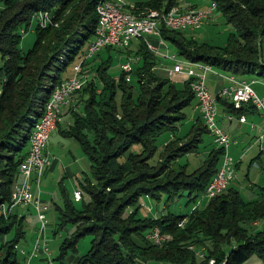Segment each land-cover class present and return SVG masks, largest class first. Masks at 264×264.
I'll return each mask as SVG.
<instances>
[{
    "label": "trees",
    "instance_id": "1",
    "mask_svg": "<svg viewBox=\"0 0 264 264\" xmlns=\"http://www.w3.org/2000/svg\"><path fill=\"white\" fill-rule=\"evenodd\" d=\"M98 2L0 0V206L11 203L35 119L44 112L53 89L73 75V67L96 36ZM211 2L216 3L215 14L232 27L224 46L163 25L162 38L173 44L181 60L209 64L240 78L264 79V0ZM180 5L179 0H143L130 12L142 17ZM40 12H48L52 23L37 24L35 43L23 52V33ZM124 50L129 58L135 57L130 80L122 69L118 77L111 75L110 58L93 64L94 76L77 92L83 103L72 112L73 124L64 132L79 142L93 178L78 181L80 202L61 185L63 205L57 207L56 231L69 225L73 229L60 246L59 264H67V253L76 252L85 236L91 237L90 248L77 264H209L211 259L244 264L253 255L264 264V186L258 198L246 200L231 184L199 204L224 150L213 143L192 167L189 156L205 148L204 136L210 131L197 115L189 130L181 132L188 119L185 109L196 101L190 81H171L142 39L135 50ZM216 99L236 115L245 110L235 109L220 95ZM183 197L187 205H194L186 214H142L144 198L165 199L167 209ZM156 227L166 235L161 245L147 237ZM25 236L23 218L14 212L0 216V264H22L19 244ZM202 248L199 257L195 251Z\"/></svg>",
    "mask_w": 264,
    "mask_h": 264
},
{
    "label": "built area",
    "instance_id": "2",
    "mask_svg": "<svg viewBox=\"0 0 264 264\" xmlns=\"http://www.w3.org/2000/svg\"><path fill=\"white\" fill-rule=\"evenodd\" d=\"M100 10V13H102L101 30L96 32L94 40L88 44L83 56L73 67V75L63 80L59 88H57L53 102L47 108L46 120L33 131L26 158L19 165V179L15 183V191H13L11 203H2L0 206V216L3 217L11 215L18 206L32 207L37 213L40 225L32 250L27 253L20 248V253L27 256L26 264H31L32 259L41 253H48L46 230L49 206L42 201L38 192L46 167L49 165V158L45 152L50 135H52L51 133L61 121L62 109L69 103L72 96L82 90L91 79V74L88 70L89 66H86V59L94 57V55L104 49L98 48V41L110 39L111 41H117L119 47H125L126 49L131 46L133 40L142 39L147 48L159 59L169 58L174 61V55L168 57L163 52L167 50V46L161 36V26L177 25L181 26V28L192 27V30L201 29L210 21L216 8L214 6H206V13L192 17H184L182 15L175 16V18H167V10L163 16L142 15L141 25H134V18L123 19L122 14L114 11L113 8H107L106 6L100 7ZM168 11H173V7ZM47 16L50 22L51 15L48 13ZM121 69L127 74L126 79L129 81L130 74L133 71L131 62L122 64ZM166 70L170 78H174L177 74H183L186 81H190L191 89L195 94L197 109L200 112L199 115H201L205 125L208 127L213 143L224 150L217 173L198 198L197 202L202 204L212 199L211 191H225L229 185L237 180V161L229 152L233 139L219 126L217 121V99L209 91L207 85L208 76L213 69L203 63H191L181 60V62H174L173 67L166 68ZM226 81L227 85L221 89V95L228 97L235 109H241L243 105L251 104L264 116V99L253 89L252 86L255 83L253 80L248 81L238 78L236 75H228ZM227 119L232 120L233 115H229ZM239 120L244 122L245 117L241 116ZM34 185L37 186V193L33 190ZM73 197L75 202H80L82 200L81 191H75ZM148 235L150 239H158L164 234L156 227ZM203 252L204 248L195 251V253L204 254ZM225 262L226 260L220 263L212 261V264H224Z\"/></svg>",
    "mask_w": 264,
    "mask_h": 264
},
{
    "label": "rangeland",
    "instance_id": "3",
    "mask_svg": "<svg viewBox=\"0 0 264 264\" xmlns=\"http://www.w3.org/2000/svg\"><path fill=\"white\" fill-rule=\"evenodd\" d=\"M143 0H124L127 6L130 5H134L136 2H140ZM180 4H183V2H186L185 0H179ZM188 2H191L193 6V9H198V10H204L206 9V7L201 8L205 5L208 4V6L210 5V0H187ZM197 6V7H196ZM180 8V7H179ZM182 8V7H181ZM188 8V7H187ZM182 9H186V8H182ZM215 21H213V23L209 24V25H205L203 28L201 29H197V30H192V28H188L187 33L190 36H193L194 38H196L199 41L202 42H209L212 43L216 46H224L227 42L228 36L232 30V27L230 25H228L221 17H217L215 19H213ZM37 20L36 18H34V20L31 23V26L29 27V29L23 33L22 36V40L20 43V48L23 52H27L30 48L33 47L35 40H36V32H35V28L37 26ZM140 41V40H139ZM138 40H134L133 43L131 44L133 47L130 50H135V47H137V44H139ZM166 46H167V50L163 51L167 54V56H175L176 60L173 61L169 58H161L162 63L164 66V68H172L174 62L177 61H181V59L179 57H177V50H175L176 48L173 46V44L166 42ZM111 59V67L109 69V72L111 73V75L113 77H117L120 72H121V66L122 64L126 63L127 61L131 62L132 67H134V61H135V57H133V54L131 56V58H129L127 56V52L124 49H120V48H113L112 50H107V49H103L101 50L98 54L94 55V57H91L87 60L86 62V66L88 67L89 73L91 74V77L94 76V72L92 67L90 68L91 64H87L89 61H93V64L96 66L101 60H108ZM95 60V61H94ZM78 61H76L77 63ZM95 68V67H94ZM72 69V66L68 67V71ZM95 70V69H94ZM170 77V76H169ZM256 78V77H255ZM175 78H170L171 81L176 82L174 80ZM253 89L257 92V94L261 97L264 96V79H258V83L252 86ZM261 90V91H260ZM259 92V93H258ZM264 99V97H263ZM223 106V107H222ZM195 107V102L190 105L189 107H187L185 109V112L188 114V119L185 121V123L183 124V126L181 127V132H186L189 130L190 126H191V115L192 117L195 115L193 113ZM224 108V104L218 102V113H220V111H222ZM67 119L66 117H64V120ZM66 122V120H65ZM65 122H63V128H65L67 125L65 124ZM211 137L210 135H205L204 136V144H212L211 139L209 138ZM49 144L47 145V150H48V154L51 158V160L54 161V159H56V157H58V159H56L55 161H58L59 163V168L64 170L63 168L65 167V165H68V162H72V168L78 172L79 175L75 176H68V175H60V170L57 169L54 173L53 172H48V174L46 175L44 173V176L42 178L41 181V185L40 188L38 190L39 192V196L43 199H46L49 202V209L47 211V220H48V226H47V230H46V240H47V244H48V253H44V254H39L38 256H36V258L34 260H39L38 264H59V254H60V246L62 244V242L64 241V239L69 236V234L72 232L73 227L71 225H67L68 227H66V229L57 232L56 231V226L58 223V212H57V206L55 205L58 204L60 207H62L63 205V200H62V196H61V185L62 187L65 188V190L70 193L71 197H73V189L77 186L78 181L82 180L85 176H88L89 178H93L92 177V172H90V164H89V159L86 156V154L84 153V151L82 150L79 142L72 138V137H65L62 136L61 134H52L50 141H48ZM203 144V145H204ZM53 154H55L56 156H54ZM52 155V156H51ZM201 155H190L189 159L191 161L192 167H195L200 159H201ZM55 157V158H54ZM54 158V159H53ZM50 160V161H51ZM52 162V161H51ZM261 166V165H260ZM257 170L256 168H252L251 171V178L250 180L252 182H254V186L249 188L247 187L248 182L245 181L243 179V176L241 175V181L243 182V186L239 188L240 193L242 194L243 198H245L246 200H253L258 198V193H259V186L262 184V181L260 180H255L254 179V173ZM64 173V172H63ZM37 193V191H36ZM43 199V200H44ZM143 200V205L144 208L142 210V214L145 216H150V217H158L160 216L162 213L167 212V211H172V212H176L178 214H186L188 212H190L191 208L194 206L193 204L191 205H187V198L183 197L180 199H177L176 201L174 200V202H170L167 206V209L165 208V199H162L160 202H156L154 200H152L151 198H144ZM81 205V204H80ZM79 204H77L78 207H80ZM33 216L29 215L28 216V223L26 225V236L25 238L20 241V246H24V245H28L31 242H33L32 247L34 245V241H32V239H35L37 236V232L39 230V225H37L35 232H34V228H35V222L33 221ZM56 231V232H55ZM33 232H34V236L33 237ZM90 242H91V237L90 236H85L83 238H81L77 244V251L76 252H68L66 257H65V262L67 264L69 263V258L74 255V256H81L87 253V251L90 248ZM200 250V249H199ZM22 255V254H20ZM203 255V254H201ZM200 257V256H199ZM22 258L20 257V260ZM153 264H171V263H166V262H152ZM26 264V263H25ZM33 264V263H31ZM244 264H263L262 260L256 256L253 255L246 263Z\"/></svg>",
    "mask_w": 264,
    "mask_h": 264
},
{
    "label": "crops",
    "instance_id": "4",
    "mask_svg": "<svg viewBox=\"0 0 264 264\" xmlns=\"http://www.w3.org/2000/svg\"><path fill=\"white\" fill-rule=\"evenodd\" d=\"M185 1L186 2H183V4H181L180 7H182V8H187L189 6L193 7V5H191L192 4L191 2H188L187 0H185ZM206 6H208V4L201 7V8H204ZM217 17H218L217 14L214 13L213 16L211 17L210 21H208L207 25L213 23V21H215L213 19H215ZM133 41L131 44H134ZM137 46H138V44H137ZM132 47L133 46L131 45L130 49ZM136 48L137 47H135V49ZM158 63L160 65L164 66L161 59L158 60ZM92 65H93V63L91 64L90 68L92 67ZM228 75H230V74H225L223 72L216 71L213 68V71L208 76L207 85H208L209 91L215 97L217 95H220L222 98H226V99H228L229 102H231L228 97L221 95V89L227 85L226 77ZM174 78H175L174 80L177 83H183L186 81V78L183 76V74H177ZM238 78H240V77H238ZM241 79H245L248 81L253 80L255 82L253 85L258 83V79L255 77H248V78H241ZM263 97H262V99H263ZM82 100H83V98H81V95L78 93L72 96L69 103H67L65 105V107L62 109V118H61L60 123L58 124L57 128L51 134L54 135V134L59 133L62 136H64V132L69 130L70 126L73 124L72 112L74 110H76V109L78 110L80 108V106L83 103ZM243 107L245 108V110L242 114L236 115L233 112H231L230 110H228V108L224 107L223 110L220 111V113H218V116H217V121H218L219 126L227 134H229L231 136V138L233 139V144L231 145L229 152H230L231 156L237 161V166H236V170H237V178L236 179L237 180H235L234 183H232V186L236 187L238 190L240 187H242L244 185L240 179L241 175L243 176V179L248 182L247 187L251 188L254 186V182H252L250 180L251 175H252L251 174L252 168H256L257 170H259V171H256L254 173L255 174L254 179L255 180L258 179V180L262 181V184L259 186V188L264 186V116L260 111H258L256 108H254L253 105L251 106V104H245V105H243ZM193 113L195 115L193 117L191 115V119H190L191 122L192 121L194 122V119H196L197 115L200 116L199 115L200 112L197 109V102L196 101H195V107H194ZM229 115H233L232 120L227 119V117ZM241 116L245 117L244 122H241L239 120V118ZM64 117L67 118V119H65L66 122L64 120ZM63 122H65V124L67 125L65 128H63ZM51 136L52 135H50V138H51ZM50 138H49V141H50ZM209 138L211 139V142L213 144L212 138L211 137H209ZM48 144H49V142H48ZM212 144H207L208 147H206V145L204 144L205 148L200 150L201 152H199L197 155L199 156L202 153L206 152L207 149H209V146ZM45 153H46L47 157L49 158V165H47L46 171H45L46 175L48 174V172L54 173L57 169L60 170V175H63V174L68 175V176L79 175L78 172L72 168V162H68V165H65V167L63 168L64 170H62L59 168V164H58L59 162L55 161L56 159H58V157H56V159H54L55 158L54 157L53 158L54 161L51 160V158L48 154L47 148H46ZM53 155L56 156L55 154H53ZM89 164H90V162H89ZM33 190H34V192L37 191L36 185L33 186ZM77 190H79L78 184L73 189L72 194H74V192ZM43 199H42V201L45 202L46 205L50 206L49 202L46 199H44V200ZM55 205L57 207L59 206L56 203H55ZM13 212H14V214H17V215H19V217L24 219L25 226L28 223V216L32 215L33 221L35 222V225H36L34 228V232L36 229H38L36 227H37V225H39V220L37 217V213L35 212V210L32 207H20V206H18L14 209ZM34 232H33V237L35 238ZM35 239H32V241H35ZM31 243L33 244V242H31ZM31 243L28 245H24V246H20V244H19V247L28 253L32 250V244ZM20 257L22 258L21 259L22 264H25L27 256L21 255ZM79 258H80L79 256L72 255L69 258V263L70 264H77V262L79 261ZM34 259L35 258L32 259L31 263L38 264L39 260H37V259L34 260Z\"/></svg>",
    "mask_w": 264,
    "mask_h": 264
},
{
    "label": "bare ground",
    "instance_id": "5",
    "mask_svg": "<svg viewBox=\"0 0 264 264\" xmlns=\"http://www.w3.org/2000/svg\"><path fill=\"white\" fill-rule=\"evenodd\" d=\"M126 4L127 3H125L122 0H99V2L96 5V12L98 15V22H97L98 24H97L96 32L101 30L102 13H100L101 12L100 7H106V6H107V8H113L114 11L119 12V14H122L123 19L134 18V25H141V18L142 17H138L133 12H130L133 5L126 7ZM209 6H214V8H216V3L211 2ZM202 13H206V9H204V10L196 9L195 10V9H192V7H188L184 10L181 7L179 8V6H174L173 11H167V18H175V16H182V15L184 17L200 16V14H202ZM47 14H48V12H40L38 15H35L37 23L39 24L40 27H47L49 24L52 23V20L49 22ZM152 14L154 16H163V15H165V11L153 10L148 15H152ZM165 27H167L171 30H180V31L186 30L188 28H192V27L181 28V26L179 27L177 25H165ZM107 47H117L120 49H125V47H119V43L117 41H111L110 39H101V41H98V48L106 49ZM89 58H91V57H89ZM88 59H86V62ZM175 60H176V57L174 56V61ZM127 62H130V61H127ZM177 62H181V61H177ZM206 66L209 67L210 69H213L209 64L208 65L206 64ZM59 86H60V84H58L53 89L51 96H50V99L47 102L42 115L35 119V124H34L35 126L33 128V131L36 130L37 127L40 126V124H42L46 120L47 108L49 105L52 104L53 97L56 94L57 88H59ZM33 131L30 135V138L33 134ZM29 143H30V141H29ZM13 191H15V184L13 186V190L11 191L12 196H13ZM221 192H223V191H214V192L211 191V198H214L217 194H219ZM12 196H11V198H12ZM147 237L149 240L153 241L157 245H161V244L165 243V241H166V235H163L161 238H158V239H150L149 235H147ZM196 255L200 256V257L203 256V255H201V253H196ZM212 261H215V260L211 259V260H209L208 263L212 264Z\"/></svg>",
    "mask_w": 264,
    "mask_h": 264
}]
</instances>
